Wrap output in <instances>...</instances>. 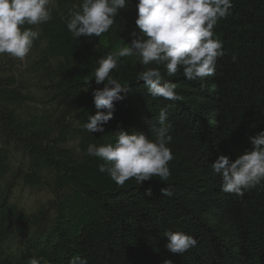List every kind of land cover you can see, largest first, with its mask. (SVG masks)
Wrapping results in <instances>:
<instances>
[{"label": "trees", "instance_id": "1", "mask_svg": "<svg viewBox=\"0 0 264 264\" xmlns=\"http://www.w3.org/2000/svg\"><path fill=\"white\" fill-rule=\"evenodd\" d=\"M81 3L56 0L51 20L24 26L40 32L27 57L46 90L42 113L23 116L21 107L35 97L17 75L0 74V264H27L31 257L69 264L74 256L88 264H264V190L242 198L224 193L211 168L220 155L234 161L250 150L249 137L264 131V0H232L230 14L214 29L225 51L216 74L188 81L181 72L171 80L182 101L152 98L135 82L145 66L136 57L120 58L112 75L128 92L114 102L103 133L83 127L97 112L92 90L103 88L94 72L100 58L131 42L136 0L119 10L107 33L76 40L66 22ZM161 109L172 125L170 178L141 186L130 179L120 187L99 172L102 161L86 155L88 144L115 143L121 130L155 140ZM75 141L80 151L67 147ZM19 184L46 188L54 197L53 216H27L11 203ZM165 187L172 197H162ZM147 189L151 196L144 195ZM167 231L198 243L174 255L165 247ZM14 241L21 242L17 254L9 249Z\"/></svg>", "mask_w": 264, "mask_h": 264}, {"label": "clouds", "instance_id": "2", "mask_svg": "<svg viewBox=\"0 0 264 264\" xmlns=\"http://www.w3.org/2000/svg\"><path fill=\"white\" fill-rule=\"evenodd\" d=\"M55 3L56 0H0V55L23 61L40 36L39 30L24 26L51 20ZM128 3L129 0H82L70 10L67 30L76 40L82 36L100 37L114 25L119 10ZM135 8V30L128 34L131 42L97 61L94 79L103 88L92 90L97 112L83 124L88 133H103V125L113 119L114 102L127 95L128 84H122L112 75L120 58L136 57L145 66L146 70L136 73L135 82L142 81L152 98L182 101L184 98L177 93L172 78L182 72L188 81H204L216 74L217 60L225 55L223 42L216 37L214 29L218 21L230 14L232 0H136ZM160 66L164 67L163 73ZM171 127L166 109H161L153 124L155 140L144 132L121 130L115 133V143L88 144L86 155L102 161L98 171L107 173L120 187L130 179L139 186L153 177L167 181L171 176L169 162L174 159L167 146L172 141ZM249 141L251 149L234 161L220 155L211 164L213 173L221 177L224 193L242 198L250 190H264V131L249 137ZM161 194L173 196L169 187L162 188ZM144 195L151 196V189ZM164 237L165 247L174 255H182L198 243L193 236L180 231H167ZM27 264H40V260L31 257ZM69 264L88 262L74 256ZM164 264L173 262L165 260Z\"/></svg>", "mask_w": 264, "mask_h": 264}, {"label": "rangeland", "instance_id": "3", "mask_svg": "<svg viewBox=\"0 0 264 264\" xmlns=\"http://www.w3.org/2000/svg\"><path fill=\"white\" fill-rule=\"evenodd\" d=\"M30 58L26 57L23 61L9 57L8 55H0V74L10 75L11 73L18 76L19 80H23L25 93L35 97L34 102H27L21 107V113L26 118L40 114L46 107V90L42 91V81L37 74L30 70ZM77 141L71 143L67 147L77 151ZM18 162H13L12 170H16ZM11 203L15 204L23 210L27 216H32L42 212L48 219L54 214V197L43 186L29 187L19 184L13 191ZM9 249L17 254L21 250V242L14 241L9 244Z\"/></svg>", "mask_w": 264, "mask_h": 264}]
</instances>
